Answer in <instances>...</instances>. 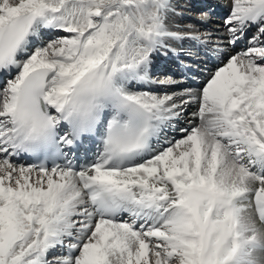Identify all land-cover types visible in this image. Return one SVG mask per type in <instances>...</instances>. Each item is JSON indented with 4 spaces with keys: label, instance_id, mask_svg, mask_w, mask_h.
<instances>
[{
    "label": "snow or ice",
    "instance_id": "snow-or-ice-1",
    "mask_svg": "<svg viewBox=\"0 0 264 264\" xmlns=\"http://www.w3.org/2000/svg\"><path fill=\"white\" fill-rule=\"evenodd\" d=\"M220 6L0 0V264H264V0Z\"/></svg>",
    "mask_w": 264,
    "mask_h": 264
},
{
    "label": "bare ground",
    "instance_id": "bare-ground-1",
    "mask_svg": "<svg viewBox=\"0 0 264 264\" xmlns=\"http://www.w3.org/2000/svg\"><path fill=\"white\" fill-rule=\"evenodd\" d=\"M180 2L182 4H186L188 6V8L190 9L189 11L185 12L183 18H175V23L180 25V30H185L189 26H194V28L196 30H198V31H200L201 29L209 28V26H208L209 22L207 24H201L199 22L200 15L194 14V16H193V14L190 12V11L194 12L196 10H199L200 7L204 8L202 10V12H205V9H209L206 12H210V17H221V16H223L225 14V12H227V7L220 6V5H226L223 0H180ZM210 3H212L211 6H213V8L204 7V5H207V4H210ZM196 16H199V17H196ZM218 19L219 18H217L216 20H218ZM185 20L186 21L190 20L192 23L190 25L183 26L182 22L185 21ZM211 20H214V19L210 18L209 21H211ZM210 28L216 31V32H214L216 34L213 35V36H216L217 34L220 35V36H223V34H226L225 33V28H224V21L222 22V24H220L218 26H213V25L210 24ZM244 46L245 45L243 43H241L238 47L239 48H243ZM175 47L178 49V51L180 53L179 55H182V56H185V57H188V58H190L191 55H194L192 57L194 59H195V57H197L196 60L200 61V66H204L205 64H203V63L207 64V66H206L207 68H211V67L215 66V64L212 63L210 60H208V57H206L204 55L205 48L203 46H201V45H194L191 41H184L182 44L175 45ZM183 54H185V55H183ZM173 56H175V55L169 54L167 57L171 58ZM164 58L165 57H157L156 64H155V67H154V71H155L156 74H158L159 72L161 73V67H165V66H163ZM174 67H172V70H173ZM206 67H203L202 70L199 72V74H198L199 81L198 82H203L204 76L201 73ZM194 68L195 67H192L190 69L192 70ZM179 70H180V68L177 67L176 68V72H175V77L179 76ZM188 83H191V81H188ZM182 123L184 124V126H187L186 125V121H184Z\"/></svg>",
    "mask_w": 264,
    "mask_h": 264
},
{
    "label": "rangeland",
    "instance_id": "rangeland-1",
    "mask_svg": "<svg viewBox=\"0 0 264 264\" xmlns=\"http://www.w3.org/2000/svg\"><path fill=\"white\" fill-rule=\"evenodd\" d=\"M224 2H225V4H228L229 3V0H223ZM211 4L212 3H210V4H207V5H205V7L206 8H213V6H211ZM214 4V3H213ZM204 8H199V10H196V11H190L192 14H193V16H194V14H196V15H200L201 14V12H202V10H203ZM207 10H209V9H205V12L207 11ZM227 15V12H225V14L223 15V18H221V17H211V19L213 18L214 20H211V21H209V23L208 24H211V25H213V26H218V25H220V24H222V22L224 21V18H225V16ZM196 17H199V16H196ZM217 18H219L218 20H216ZM182 24H183V26H185V25H189V24H191V22L190 21H183L182 22ZM181 24V25H182ZM210 28V27H209ZM199 33L201 34V35H205L206 33H208V32H206V31H204V30H200L199 31ZM225 33H226V31H225ZM215 35V34H214ZM224 35H226V34H223V36ZM212 39H213V41H215L216 40V36H213L212 37ZM181 61L183 62V63H185V64H189V65H193L194 67H198V65L200 64L199 63V61H190V60H188L187 58H181ZM198 70H200L201 68L200 67H198L197 68ZM162 74H164V75H161V73H159L158 74V76L160 77V78H164L165 76H167V75H169V72H167V73H162ZM175 78H177V79H180L179 77H175Z\"/></svg>",
    "mask_w": 264,
    "mask_h": 264
}]
</instances>
